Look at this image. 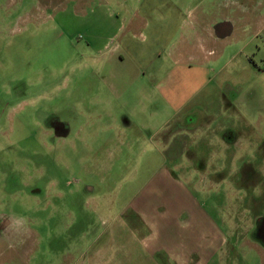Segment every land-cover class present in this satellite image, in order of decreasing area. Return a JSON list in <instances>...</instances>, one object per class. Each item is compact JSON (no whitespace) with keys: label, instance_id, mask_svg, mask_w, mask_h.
Wrapping results in <instances>:
<instances>
[{"label":"rangeland","instance_id":"1","mask_svg":"<svg viewBox=\"0 0 264 264\" xmlns=\"http://www.w3.org/2000/svg\"><path fill=\"white\" fill-rule=\"evenodd\" d=\"M262 218L264 0H0V264H264Z\"/></svg>","mask_w":264,"mask_h":264},{"label":"crops","instance_id":"2","mask_svg":"<svg viewBox=\"0 0 264 264\" xmlns=\"http://www.w3.org/2000/svg\"><path fill=\"white\" fill-rule=\"evenodd\" d=\"M222 28H223V31H224L223 33H225V31H226V27H222ZM219 32H220V31H219ZM223 33L220 32V34H223ZM107 58H108V57H107ZM155 72H158V69H157V68L154 69V74H155ZM137 80L139 81V80H141V79H140L138 76H136V79H135V82L133 83V86H134V85H136V86L138 85V84H137V82H138ZM116 86L118 87V86H121V85H120V84H117ZM147 87L150 88V87H152V86H151V85H147ZM142 89H143V88H142Z\"/></svg>","mask_w":264,"mask_h":264},{"label":"flooded vegetation","instance_id":"3","mask_svg":"<svg viewBox=\"0 0 264 264\" xmlns=\"http://www.w3.org/2000/svg\"><path fill=\"white\" fill-rule=\"evenodd\" d=\"M260 222H262V227H264V218H262Z\"/></svg>","mask_w":264,"mask_h":264}]
</instances>
